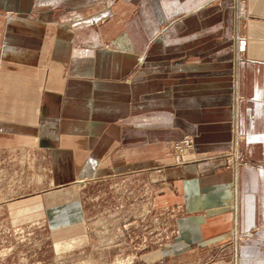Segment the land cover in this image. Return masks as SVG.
Instances as JSON below:
<instances>
[{
  "label": "crops",
  "instance_id": "obj_1",
  "mask_svg": "<svg viewBox=\"0 0 264 264\" xmlns=\"http://www.w3.org/2000/svg\"><path fill=\"white\" fill-rule=\"evenodd\" d=\"M186 136L212 158L166 157ZM16 146L49 151L55 185L126 177L174 210L176 253L136 264H264V0H0V149ZM84 208H48L56 255L90 242Z\"/></svg>",
  "mask_w": 264,
  "mask_h": 264
},
{
  "label": "rangeland",
  "instance_id": "obj_2",
  "mask_svg": "<svg viewBox=\"0 0 264 264\" xmlns=\"http://www.w3.org/2000/svg\"><path fill=\"white\" fill-rule=\"evenodd\" d=\"M239 27L240 16L237 17V30ZM105 46L110 49L109 43ZM139 57L142 61L146 59L145 55ZM237 98L238 104L241 97ZM236 138L239 141L238 135ZM230 153L231 150L221 155L226 168H231L227 162ZM164 154L172 158V148ZM49 155V151L24 146L0 149V264H126L129 259L136 264L137 253L142 255L164 246L165 249L158 253H176V248L167 244L176 235L173 225L167 222L174 210L154 213L148 198L136 196L137 189L126 177H121L116 187L105 179H81L70 185H55ZM239 155V165H242V150ZM208 158L212 156L190 152L185 159L196 163ZM234 166L237 169V165ZM153 178L159 177L153 175ZM145 186L143 183L141 188ZM70 203L85 207V230L90 242L73 253L56 255L46 212L48 208ZM127 222H135L133 226L139 228L123 229L124 225H129ZM146 226L153 231L154 240H165L146 239ZM66 245L56 244V250L73 247V244Z\"/></svg>",
  "mask_w": 264,
  "mask_h": 264
},
{
  "label": "built area",
  "instance_id": "obj_3",
  "mask_svg": "<svg viewBox=\"0 0 264 264\" xmlns=\"http://www.w3.org/2000/svg\"><path fill=\"white\" fill-rule=\"evenodd\" d=\"M235 89V87H234ZM172 152H173V156L172 159L174 160V162L176 163V165H184L186 163H193L191 160L189 159H185L186 155L191 152L194 153V148H195V142L194 139L190 136H186L184 138H182L181 140L177 141L174 145H172ZM240 149L238 148L237 144L234 143L232 149H231V153L227 156L228 159V166L231 167L232 169L235 168V164L237 165V167H239V162H240ZM199 161V160H198ZM151 211V210H150ZM150 211L148 212L150 214ZM127 224H129L128 226H123L122 228H126V229H130L132 227H135V229H138V226H133L135 224V222H127ZM142 224H144V222H142ZM158 225V223H157ZM130 227V228H129ZM145 227V226H142ZM120 230V229H119ZM146 231H147V238L146 239H150V240H154L153 238V231H151V228H147L146 226ZM149 231V232H148ZM164 238H161V240L158 238H155L154 241L158 240V242H163Z\"/></svg>",
  "mask_w": 264,
  "mask_h": 264
},
{
  "label": "bare ground",
  "instance_id": "obj_4",
  "mask_svg": "<svg viewBox=\"0 0 264 264\" xmlns=\"http://www.w3.org/2000/svg\"><path fill=\"white\" fill-rule=\"evenodd\" d=\"M190 153V152H189ZM189 153L187 154V155H189ZM187 155H186V157H187ZM149 214V213H148ZM136 224V223H135ZM138 224V223H137ZM136 226H138V225H136ZM126 264H131V263H133V260L132 259H129V260H127L126 262H125Z\"/></svg>",
  "mask_w": 264,
  "mask_h": 264
}]
</instances>
